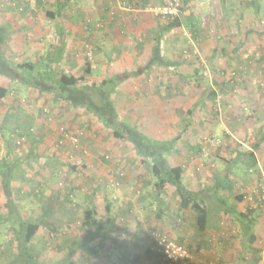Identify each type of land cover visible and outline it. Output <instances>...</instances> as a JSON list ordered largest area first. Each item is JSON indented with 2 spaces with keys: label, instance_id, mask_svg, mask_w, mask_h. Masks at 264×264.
Returning <instances> with one entry per match:
<instances>
[{
  "label": "crops",
  "instance_id": "obj_1",
  "mask_svg": "<svg viewBox=\"0 0 264 264\" xmlns=\"http://www.w3.org/2000/svg\"><path fill=\"white\" fill-rule=\"evenodd\" d=\"M128 1L127 4H130L132 0ZM140 1L142 4L144 3L147 5L152 0H146L147 3H145V0ZM196 1L197 0H192L189 7H197L199 2L197 3ZM91 4H93V1H91ZM94 4L97 5L95 8L96 11L94 12L92 9H90V11L88 10V17L91 18L88 21V25L90 26L88 32L82 29L84 20L82 15L75 16L76 13L74 10H66L67 8L65 7L63 13L53 18L54 23H59L60 31L56 44L59 45V50L61 48L65 49L64 52L58 54L54 60H56V62L61 60L59 65L62 69L69 68L74 73L81 72L80 69L75 70V67L78 65L77 60L81 57H78L74 51L75 43L79 41V38L82 40V38L84 39L86 36H82L80 33L85 31L87 37L91 38L94 36L93 33L97 30V27L100 28V26H105L104 28H107L106 32L104 35L102 33L101 38H98V43H101L100 45L103 47V44H106L112 37L114 38L109 41V52L107 56L105 55V60L99 62L98 66H95L96 68L91 70L90 75L94 76L96 73L104 72L103 74L105 77L101 78L102 83L103 80L112 75L135 73L131 79L123 82L117 89L120 93L118 95L121 97L119 101L121 104H116L120 119L125 123L137 126V128L150 139L168 141L177 138V144L169 160L173 166H184L185 170L182 175L183 184L188 190L196 192V189H191L189 188L190 186H188L191 181L190 177H188V173L195 174L191 177L195 185L196 180L193 177L196 176L197 178V175L200 174L196 169L200 167V165L203 166V164H200L201 161L194 158L202 156L201 150L203 153L204 143L201 137L203 134V123L199 122L197 118L191 117L188 125L187 111L196 106L198 100L196 101L194 99L193 102L195 103L192 104L195 105L189 104L188 97L185 93L182 94L184 89L188 87V82L185 78L192 75L190 72H192L193 69L186 66L184 63L175 66L173 64L174 61L166 57H163L166 63L164 65L147 66L152 59L155 43H157L158 40L162 41L160 31L162 30L164 21L159 20L152 22L147 31L143 19L133 18L132 21L138 23L139 27H135L137 30L131 33L130 36L126 35L129 37L125 38L122 37L117 31V28H115L118 26L121 30H124L126 27L124 20H122L121 13L122 11L125 12L126 9H122L119 0H96ZM56 5L57 2L55 0L52 12H56ZM124 7H126L125 4ZM190 10L191 9H187V11ZM138 12L145 13L143 10H138ZM120 32L124 34L123 31ZM143 33L145 34L144 38ZM165 33L167 32H164V35H166ZM10 44L9 46L12 50V45ZM132 48L133 52H130ZM19 49H21V47ZM129 54L133 55L135 60L131 59V62H134V64L125 68L128 62L126 59L129 57ZM44 56L43 53L35 58L44 60L45 57H47ZM114 65H117V68H110ZM172 67H174L175 75H173L174 72L172 73V70H170ZM15 85L19 86V97L17 93L15 94L14 90L16 89H11L14 88ZM0 86L9 90L7 98L0 102V166H5L4 172L8 178V190L6 191L3 186V175L0 172V223L2 224L0 230L6 227L5 229H7V232H10L9 236L12 237L11 239L14 243L15 232L13 229L19 227V221L28 223H33V221L36 223L43 222L52 226L53 229L61 235H65L67 232L70 236V239L67 240V245H69L79 239L77 235L71 237L72 232L73 235L76 234L75 225L72 224L74 221V213L67 208L64 209L59 201H62L61 194L64 195V191L72 189V187L76 189L77 186L70 181L72 179L68 180V182L66 179L65 190L61 191L57 187V175L61 170L60 167L61 165H66L65 162H69L64 161V157L61 156L65 150H61L57 145V140L60 138V135L55 129H52V131L47 129V116L45 114L47 113V109L42 110L40 106L38 109L31 106L30 108L33 109L29 111L27 108L28 100H24L27 98L25 95H31V98L36 97V99L42 96L48 99L49 97L51 98L52 95L40 94L37 90L33 89L29 83L16 82L11 79L8 80L3 76H0ZM131 95H133V97H131ZM18 98H22L23 100ZM58 103L64 106V108L69 111V114L72 115L70 116L72 117L71 122L77 125L79 121L81 123H83V121H88V113L86 111L74 109L65 102L59 101ZM131 108L134 118L131 119L127 116H123V114L127 111L129 112ZM81 115H84V117ZM78 116L79 118L77 119ZM64 117L67 122H70L67 120L66 116ZM90 121L94 125L93 119ZM96 122L97 121H95V123ZM97 124L96 126H98L100 131L108 129L105 128L101 122ZM186 124L188 126H186ZM7 125H9L11 130L13 129L17 132H19V130L22 131L24 129L22 127H27L28 125L29 128L31 126H36L37 130L34 135L29 136L27 133H24V135L22 134L20 136L21 138H19L11 134L6 135V133L10 131ZM76 125H69L71 128L70 131L73 133H80L81 131L80 134H82V137L79 148L81 152H87L88 133L84 135L86 131L81 128L76 129L79 126ZM94 126L92 128H94ZM85 127L87 129L88 126ZM27 131L28 129L25 132ZM87 131H90V129ZM19 139L26 140L25 142L23 141L25 143V145L22 146L23 148L19 146ZM114 145V149L111 151V153H113V160H117L118 162L121 161L123 164L121 166L109 165L112 175H108L107 170H105V172H103V177L107 178L101 179V177H99V171H97V175H93V173H89L92 171L88 170V206L95 207L97 212L96 219L101 222L100 228L98 227V230L94 229V231L100 232L101 235L91 244H94L96 247V255H92V253L88 252V264H132L136 256L144 260L146 256L143 257L139 255V253L143 251V247L148 246L146 242L147 236L145 235H147L146 231L151 225L162 229L173 240L179 243H183L186 246H188V243L189 246L193 244L195 247L189 248L192 252H195V257L204 253H210L211 251L215 252V245L209 246L208 244L201 246L200 244L201 247H198L199 242H208V240H205L204 237L201 236L197 228L199 215L195 211L181 208L180 200L176 194V188L168 184L165 186L164 191H161L158 195L156 180L152 177L150 163L146 161L147 163L143 164L142 158L138 155L135 147L129 149V142L118 140ZM90 148H92L91 152L98 153L96 152L97 149L94 142H92ZM131 156H133V158L136 157V162L132 161V164H128V160ZM203 156H205L204 153ZM95 157L96 155L93 157L89 155L88 159L92 161ZM186 162L189 165H187ZM105 167H102V169ZM41 176H43L42 180ZM113 178H117L118 181H120L119 187H108V180ZM238 186L239 185L236 184L235 188H238ZM14 189H16L14 193L17 195L12 198V190ZM223 192L224 191H222L221 195L222 198L225 197V193ZM36 194H39L38 196H43L45 194L46 197L44 199L41 197L40 201H37L35 199L37 196ZM157 196L163 197V202L159 205H163L162 209L168 211L169 209H167L166 204L170 203L172 208L169 210L171 213L170 215L166 214V212L163 213V210H159L158 204L161 201L157 199ZM227 198V201H233L234 207L236 206L240 211H246L247 207L252 208V203L249 199L245 201L246 207L242 210V208L238 206L243 204V202H238L230 196H227ZM11 201L15 202V208L20 212L18 217H12L10 212H8L7 205ZM109 206L110 213L108 214L107 208ZM226 215L228 214H225V212L220 209L211 211L206 224L208 232L214 230V227L215 230L218 231L219 222L215 224V219H220V221H222L223 217L226 218ZM212 221H214V225H212ZM3 225H5V227ZM20 225L23 226V224ZM189 228L192 229V231H190ZM49 232V228L45 226L42 227L36 236L34 246L41 248ZM194 232L199 235L195 236ZM1 234L2 233H0V235ZM85 234L86 233H84V235ZM52 236H54V233ZM199 236L201 238H199ZM144 242H146L147 245H144ZM58 245L60 244H57V250H60L62 245H60V247ZM13 248L15 250V247ZM146 248L148 250V247ZM85 251L86 249L84 248L83 251L78 252V259L83 255L85 256ZM61 257L62 255H60L58 259ZM79 262L81 261L79 260ZM139 263L142 264V261H139ZM139 263L137 262L136 264ZM185 263L187 262H182L180 264Z\"/></svg>",
  "mask_w": 264,
  "mask_h": 264
},
{
  "label": "rangeland",
  "instance_id": "obj_2",
  "mask_svg": "<svg viewBox=\"0 0 264 264\" xmlns=\"http://www.w3.org/2000/svg\"><path fill=\"white\" fill-rule=\"evenodd\" d=\"M91 1H93V4H91ZM94 1L96 0H71L68 10H74L76 13L75 16L82 15V18L88 22L91 19L88 17V10L90 11V9H92V11H96L95 8L97 5L94 4ZM54 2L55 0H0V24L5 25L8 23L13 27L14 31L12 42L10 41L11 44L9 43L12 45V50L9 46L10 49L7 51L10 58L17 62L33 61L38 63L39 59L35 57L39 54L44 53L47 57L57 54L55 53V49L59 47V45L56 44L60 33L59 23H54L53 19L49 18L47 15V12L53 11ZM119 2L122 9H126L125 12H121L122 20H124L126 27L124 30H121L118 26L115 27L122 37L128 38L130 34L135 32L139 27L138 23L132 21L133 18L143 19L147 31L152 22L167 20L156 17L149 12V9L153 7V5L161 4L163 0H152L149 2L143 9H140L145 13H140L138 9H133L130 4H127L129 2L128 0H119ZM199 2V5H197V7L195 6L196 9L187 11L189 8H186L184 13L178 16L180 22L183 23L181 27L176 26L175 23L171 31L165 33L166 35H164V33L162 34V41H159L162 57L170 58L175 63L179 61L183 62L186 66L193 69V71L190 72L192 74L191 77L187 76L185 78L188 82V87L184 89L182 94L185 93L188 97L189 104L195 103L193 102L194 99L196 101L198 100L197 106H194L196 109L192 118L195 117L199 122L203 123V134L201 137L204 143L203 153L205 156H203L201 150L202 156L194 157L197 158L198 161H201L200 164H203V166L200 165V167L196 169L200 174L197 175V178L196 176L193 177L196 180L195 185L191 178L195 174L188 173V177L191 179L188 186H190L189 188L191 189L203 191V189L205 190L213 183L217 176L224 175L226 171L231 173L232 179L241 180V178H237L236 176L244 173V164L247 167L256 164L257 170L254 171L253 180L249 181L247 189L252 193L256 191L262 193L261 199L264 200V36L258 34L260 30L262 31V27L264 26V0H200ZM124 4L126 7H124ZM181 5L182 7L185 6L183 0H181ZM260 9H262V13ZM256 11L258 13H256ZM193 18V22L197 23V28L192 29L190 25H184L185 21L189 19L191 21ZM168 23L169 25L171 24L169 21ZM104 27H97V30L93 33L94 36L91 38L87 37L85 31L80 33L82 36H86L84 39L82 38V40L79 38V41L74 45L76 55L81 57L77 60L78 65L75 67V70H81V72L77 73L78 75H83V71H86L88 67H90L88 69L94 70L93 68H96L99 62L105 60V55L107 56L109 52V41L114 37L106 44H103L104 46L102 47L100 45L101 43H98V38H101L102 33L104 35L106 32L107 28ZM120 31H123L124 34ZM144 37L145 34L143 35V38ZM20 47L21 49H19ZM104 47L106 52L104 51ZM237 48L240 49L238 52L239 61L234 63L231 61V58L234 57L231 52ZM90 50L91 56L88 55ZM216 50H218V52H214ZM131 51L133 52V48L130 52ZM128 56L126 61L129 63L127 62L125 68L134 64V62H131V59H134L133 55L129 54ZM230 63L234 67L231 68ZM46 66L49 67L45 68V72L53 68L50 64H46ZM147 66L151 67L149 64ZM196 66H199V71H201L197 78L193 76ZM112 67L117 68V65L111 66L110 68ZM170 70H172V73L175 71L174 67L170 68ZM62 71H65L67 74L74 73L69 68L62 69ZM103 73L99 72L94 74V76L87 75L86 81L88 83L95 82L100 84L101 78L105 77ZM173 75H175V72ZM132 77L133 76L128 77V80ZM216 82L218 84L222 82L227 83L228 87L226 91L221 92ZM18 88L19 86L15 85L14 88L11 89H16L14 90L15 94L17 93L19 97L20 91ZM212 90L215 91L214 97L211 96ZM118 94L120 93L116 91L112 96L114 104L120 103L121 97ZM25 96L27 98L24 100H28L27 108L29 111L33 109L30 108L31 106L37 109L40 106L42 110L47 109V113H45L47 116V119L45 118L47 129L51 131L55 129L59 133L61 127L71 130L70 126L76 125L74 122H71L72 117L70 116L72 115L69 114V111H67L64 106L59 105L53 97L47 99L42 96L36 99V97L31 98V95ZM131 97H133V95H131ZM18 99L23 100L22 98ZM228 100H230V102H228ZM132 114L131 108L129 112L127 111L124 113L123 116L132 119L134 118ZM64 116H66L67 120L71 123L67 122ZM81 116L84 117V115ZM78 118L79 116L77 119ZM91 119L93 118L88 114V121H83V123L79 121L77 123L79 126L76 129L81 128L85 130L86 132H84V135L88 133V156L90 155L93 157L96 155V157L93 158L92 161H89L88 156L86 157L87 159H85L79 151L75 150L74 152L64 149L65 151H63L61 155L64 157V161H71L80 165V168L83 166L86 168L83 169L82 172L75 174L70 171L68 166L61 165V170L57 175L58 188L61 187L64 189L66 187L64 184L66 179L67 182L72 179L70 181L77 186L75 193L76 202L75 204L73 202L72 206H69V210L74 213V220L77 221L76 224L80 223L79 227L81 229L75 225L76 234L73 235V232L71 233V237L77 235L78 238H81V235L86 232V229L82 228L81 223L84 220V210L89 205L88 170H91L92 172L89 173H93V175H97V171H99V177L105 179L107 178L103 177V172H105V170H107L108 175H112L109 165L121 166L123 164L121 161H114L112 157L113 153H111V151H113L114 144L117 142L112 136V130L105 129L100 131L98 126H96L98 121L95 118L93 119L94 126L90 121ZM95 121L97 122L95 123ZM85 126L89 128L87 127L86 129ZM93 126L94 128H92ZM7 127L10 131L7 133L5 132L6 135L11 134L19 138H21L20 135H24V133H27L29 136L34 135L37 130L36 126H31L29 128V125L27 127H22L26 130L28 129L27 132H25L26 130L24 129L22 131L19 130V132L13 129L11 130L9 125H7ZM89 129L90 131H87ZM206 138L209 139V144H207ZM18 141L20 144L19 146L22 147L25 145L24 142L26 140L19 139ZM92 142H94L97 149L96 152L98 153L91 152L92 148L90 147ZM132 147L134 146L130 144L129 149H132ZM237 150L243 153L254 151L256 155L255 162H252L250 159L247 163L235 164V154L236 156L238 155V152H236ZM157 151L158 150H156V153ZM107 156L111 158H108L109 162L103 160L104 157L107 159ZM170 156L171 154L166 157L170 158ZM132 161L136 162V157L133 158V156H131L128 160V164H132ZM85 163H87V165H84ZM187 165L189 164L187 163ZM102 167L105 168L102 169ZM253 169L255 168L253 167ZM260 174H262V176L258 178ZM14 192H16V189L12 190V198L17 195ZM224 196H229V193L226 192ZM231 197L234 198L233 195ZM251 197L252 196L248 197L249 201H251ZM227 203L232 205L233 201L229 200ZM238 207L244 210L246 202H243V204ZM261 210L263 216L260 220L261 225H259L260 230L258 234L260 239L258 244L260 249H263L261 254H259L260 257H263L260 264H264V204ZM10 214L13 217H18L20 212L18 209H15L10 212ZM212 222V225H214V221ZM216 223H218L219 230H215V227L214 230L210 232L207 230L204 239L208 241H217L216 239L219 235L225 234L224 236L229 240L222 242L216 247L215 252L211 251L210 253H204L196 257L195 252H192L194 255L193 261L185 264H226V262H229V264H248V262H251L252 257L250 256H246L245 258L247 263L241 262V257H238L240 254L239 249L243 247L241 246L243 245L241 227L239 228L235 225L234 220L230 216H226V218L223 217L222 221H220V219H215V224ZM1 226L2 224L0 223V227ZM3 226L5 227V225ZM5 228L0 230V233H2L0 235L1 248L6 247L8 244L10 245L9 242L12 241V237L9 236L10 232H7ZM189 230L192 231L190 228ZM53 233L55 237L50 236L53 239L51 240L52 244L47 247L48 249H46L43 255L48 260L58 259V257L63 254L62 251L68 246L67 240L70 239L67 232L65 235H61L56 231L52 232V234ZM194 234L195 236L199 235L195 232ZM199 238L201 237L199 236ZM146 242H149V240L147 239ZM146 242H144V245H147ZM58 243L62 245L60 250H57ZM187 245L190 247L189 243ZM146 247L148 246L143 247V251L139 253V255L143 257L146 256L144 260L140 258L142 264H161L159 257L150 253ZM77 260L84 262V264H88V253H85V256L83 255ZM4 261H6V259Z\"/></svg>",
  "mask_w": 264,
  "mask_h": 264
},
{
  "label": "trees",
  "instance_id": "obj_3",
  "mask_svg": "<svg viewBox=\"0 0 264 264\" xmlns=\"http://www.w3.org/2000/svg\"><path fill=\"white\" fill-rule=\"evenodd\" d=\"M70 1L71 0H56V12L49 11L47 12V15L49 18L53 19L58 14L60 15L63 13V9L65 7H70ZM192 0H183V3L185 6L182 8V13H184L186 8L191 9L190 11H193L196 9L195 6L189 7V4H191ZM200 0H197L198 3ZM145 3L146 0H145ZM200 3V2H199ZM144 4V3H143ZM141 3L140 0H132L130 2V5L133 9H143L144 5ZM199 5V4H198ZM258 11V10H257ZM256 11V13H258ZM264 11V10H263ZM262 9H260V12H263ZM181 13V14H182ZM167 21V22H166ZM166 21L163 22L162 30L160 31L161 36L164 32L171 31V28L174 27L175 23L176 26L181 27L183 23L180 22L178 17L169 18ZM169 22L171 24L169 25ZM194 18L190 21H185L184 25H190L192 29L197 28V23H194ZM168 24V25H167ZM83 28L86 32H88V28L90 27L88 25L87 20H83ZM14 31L13 27L10 24L1 25L0 24V76L5 77L6 79H11L12 81L16 82H26L29 83L31 87L35 90H37L40 94H49L52 95V97L55 99V101L58 103L65 102L69 104L74 109H81L83 111H86L91 118H95L98 122H101L105 128L112 130V136L116 141H127L130 144H132L138 155L142 158L143 164H146L148 161L150 163V169L152 177L156 180V188L158 191V195L161 191H164V188L166 185L170 184L176 188V194L178 196V199L180 200V205L182 209L186 210H192L198 213L199 218L197 220L198 229L200 231L201 236H205L207 232L206 224L208 221V216L211 213V211L220 209L225 214H228L226 216L232 217V219L235 222V225H237L239 228L241 227V238L243 246L241 249H239V256L241 257V262L247 263L245 261L246 256L252 257V261L248 262V264H260L263 257H260L259 254H261V251L263 249H260L259 247V234L258 231L260 230L259 225H261V218L263 216L262 212V206L264 204V200L262 198V193L256 191L255 193L250 192L247 189V185L249 184V181H252V177L254 176V171L257 170V165L247 167L244 164V170L243 174L236 176L237 178H241V180L238 179H232L231 173L229 171H226L224 175L217 176L213 183L208 186L204 191H191L186 188V186L183 184V173H184V166H173L171 164V161L166 156L171 154L177 144V138H174L172 140L168 141H160L156 139H150L148 136H146L144 133H142L137 126H134L132 124H127L123 120L120 119L119 110L116 104H114L112 96L114 93H116L118 87L120 84L128 80V77L134 76L135 73L130 74H120V75H112L110 77H107L101 84L98 83H88L86 81L87 75L91 74V69L87 68L86 71H83V75H78L77 73L73 74H67L65 71H62V68L59 65V62L54 60L60 54L63 53L65 49H55L56 55L45 57L44 60H39L38 63L33 61H15L14 59L10 58L9 54H7V51L9 48V43L12 40ZM259 35L264 36V26L262 27V31L260 30L258 32ZM160 40H158L157 43H155V47L153 49L152 53V59L149 62V65H164L166 64L164 62L163 57L161 56L160 52ZM240 48V47H239ZM216 49V48H215ZM240 49H234L231 53H233L234 57L231 58L232 62L239 61L238 59V52ZM218 52V50L214 51ZM61 53V54H62ZM183 62H177L173 64L175 66H178ZM46 64L52 65V69L45 72V68H48L49 66H46ZM170 64V63H168ZM231 68L234 67L231 63ZM199 66H196L194 77L197 78L198 75L201 73L199 71ZM63 72V73H62ZM79 73V72H78ZM85 73V74H84ZM191 77V75H189ZM237 84V83H236ZM216 85H218L219 90L226 91L228 85L225 82H222L218 84L216 82ZM215 91H211V96L214 97ZM9 95V90L5 87L0 86V102L3 101L7 96ZM230 102V100H228ZM198 104V103H197ZM197 106V105H196ZM196 107H192L187 111V118H188V125L190 123L191 117L194 116ZM47 112V110H46ZM186 124V126H188ZM30 131V130H29ZM21 136V135H20ZM207 144L208 138L205 139ZM59 139L57 140V145ZM261 142L263 144V141L261 139ZM81 144V143H80ZM261 145V144H260ZM78 147H72L70 143H65L59 148L62 150H77L79 151L82 156L87 159L88 151L84 152L80 150ZM156 150L157 153H156ZM238 152L237 156L235 154V164H242L247 163L248 160H252V162H255L256 155L254 154V151L250 152H241L237 150ZM202 154V153H201ZM111 159V158H110ZM109 159V160H110ZM105 162H109L108 159L103 158ZM84 165H87L85 163ZM66 166L70 168V171L72 173H79L82 172L83 169L86 167L83 166L80 168V165L73 163L71 161L66 162ZM253 167L255 169H253ZM5 166H0V172L3 175V186L4 189L8 190V178L6 177V173L4 172ZM257 173V172H256ZM259 173V172H258ZM13 176V175H11ZM262 174L258 176V178H261ZM43 179V176H41V180ZM66 181V180H65ZM64 181V182H65ZM66 183V182H65ZM64 183V184H65ZM236 184L239 185L238 188L236 187ZM6 186V187H5ZM64 187V186H63ZM61 191L65 190L61 187L59 188ZM76 189L72 187V189L64 191V195H62V201L60 202V205L62 204V207L64 209H69V206H72V203L76 202ZM51 191V190H50ZM223 193H229V196L231 197L233 195L234 199L238 202H245L248 201V197H251V205L252 208L247 207L246 211H240L236 206L232 204H228L227 197L223 196L221 197ZM41 192V190H40ZM35 193V190H34ZM36 200L40 201L41 197L44 199L46 195L38 196L39 194H36ZM163 198V197H162ZM162 198L160 196H157V199L161 202H159L158 206L163 202ZM167 209L171 210L170 203L166 204ZM162 206H159V210H163L166 214H171L165 209H162ZM8 212L14 211L15 208V202H9L7 205ZM107 213H110V206L107 208ZM158 210V208H157ZM13 217V216H12ZM97 212L95 207L88 206L84 210V220L81 223L82 228L86 229V234L81 235V238L76 240L75 242L69 244L63 252L62 257L60 259H54V260H48L43 255L47 247L51 245V240H53L51 237L52 232L55 231L52 226L48 225L47 223H36L33 221V223L28 222H21L19 221V227L13 229L15 234V242L12 241L9 242L6 247H0L1 255H0V264H79L78 254L77 252L83 251L84 248L86 249L85 253H92V255H96V247L95 245H91L96 238L100 237L101 233L98 231H94V229L98 230V227L100 228L101 222L96 219ZM77 221H73L72 224L76 225V227H79V224H76ZM20 224H23L21 226ZM49 228V235L46 238V241L44 245L42 244L41 248H37L34 246V241L36 239V236L39 232V230L42 227ZM80 228V227H79ZM89 228V231H88ZM81 229V228H80ZM149 229H157L161 232H164L162 229L158 227H154L153 225L149 226ZM166 233V232H165ZM225 235V234H224ZM219 235L218 238L215 240H210L208 242H199L198 247L208 245L209 246H216L218 247L222 242L229 240L226 236ZM51 236V237H50ZM147 236V235H146ZM169 236V235H168ZM55 237V236H54ZM170 237V236H169ZM171 238V237H170ZM8 242V241H7ZM148 244V251L150 253L155 254L157 257H159L153 250L152 246L149 242ZM201 244V246H200ZM60 247V245H58ZM15 247V250L14 248ZM191 248H194L195 246L193 244L190 245ZM61 249V248H60ZM225 249V248H224ZM63 250V249H62ZM6 259V261H4ZM160 259V257H159ZM140 257L136 256L134 258V261L132 264L139 263ZM161 262V259H160ZM184 263V262H183ZM80 264H84V262H80ZM141 264V263H139ZM210 264V263H208ZM218 264V263H216ZM226 264H229V262H226Z\"/></svg>",
  "mask_w": 264,
  "mask_h": 264
},
{
  "label": "built area",
  "instance_id": "obj_4",
  "mask_svg": "<svg viewBox=\"0 0 264 264\" xmlns=\"http://www.w3.org/2000/svg\"><path fill=\"white\" fill-rule=\"evenodd\" d=\"M181 0H163L159 5H154L149 12L156 17L169 19L178 17L182 13ZM88 55L91 56V50ZM59 146L70 143L72 147H78L81 143L82 134L73 133L72 131L61 127L59 131ZM107 159L110 157H106ZM120 181L117 178L108 180V187L117 188ZM147 239L152 246V250L160 257L161 264H180L182 262H191L194 255L190 248L181 244L168 236V234L157 229H148L146 231Z\"/></svg>",
  "mask_w": 264,
  "mask_h": 264
}]
</instances>
